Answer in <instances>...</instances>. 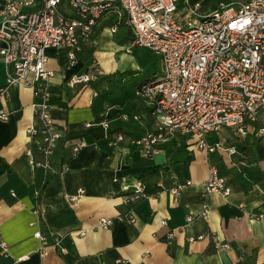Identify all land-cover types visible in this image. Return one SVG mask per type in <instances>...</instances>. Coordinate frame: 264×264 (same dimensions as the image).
<instances>
[{
    "label": "crops",
    "instance_id": "crops-1",
    "mask_svg": "<svg viewBox=\"0 0 264 264\" xmlns=\"http://www.w3.org/2000/svg\"><path fill=\"white\" fill-rule=\"evenodd\" d=\"M5 1L0 0V20ZM198 1L200 14L218 2ZM178 8L184 10L182 1ZM61 9L70 13L66 5ZM112 23L99 20L72 61L65 47L46 49L45 66L53 72L50 113L62 133L48 170L31 163L42 160L36 147L41 135L26 133L30 124H41L31 87L10 85L0 100V111L7 112L0 118V236L8 253L0 247V264H264L260 121L252 122L245 136L231 127L208 133L209 142L221 143L212 151L194 145L192 137L168 139L150 152L127 139L109 146L115 134L134 137L153 128L151 104L136 89L161 75L160 56L143 46L128 48L129 27L119 23L111 31ZM91 64L99 70L94 77L69 83ZM5 80L0 57V86ZM263 116L264 106L258 114ZM81 140L85 144L73 154L72 144ZM156 165H162L157 172L142 174ZM210 165L227 178L229 194L203 192ZM177 183L185 185L174 196L170 189ZM78 188L82 193L71 203L68 196ZM128 212L134 221L118 219ZM101 216L113 223L101 227ZM36 228L44 235L43 258ZM221 242L228 246L218 248Z\"/></svg>",
    "mask_w": 264,
    "mask_h": 264
},
{
    "label": "built area",
    "instance_id": "built-area-1",
    "mask_svg": "<svg viewBox=\"0 0 264 264\" xmlns=\"http://www.w3.org/2000/svg\"><path fill=\"white\" fill-rule=\"evenodd\" d=\"M179 1L184 4L183 11L178 8ZM35 2L6 0L0 20V57L6 68L0 100L5 99L10 85L31 87L33 110L41 120L38 127L30 124L26 128L29 136L41 135L36 147L42 160H31L34 165L48 170L50 155L62 137L50 113L48 79L53 72L45 66L46 49L65 47L72 61L80 43L91 36L103 18L112 20L111 31L119 23L129 27L132 37L128 48L146 47L161 60V75L136 89L151 104L153 128L134 137L115 134L109 138V146H119L127 139L150 152L168 139L192 137L194 145L212 151L221 143L209 142L206 135L223 127L245 136L252 122L259 120L257 134L264 133V116L258 117L264 106V0H220L205 14L198 11V0H40L31 8ZM62 5L70 13H65ZM98 71L91 64L87 70L74 73L69 83L86 82ZM6 117L7 112L0 111V118ZM84 144L83 140L73 143V154ZM189 183L186 181V185ZM184 185L174 184L170 192L177 196ZM202 188L204 193L218 191L222 195L232 189L213 165L209 166ZM136 189L140 191L141 186L137 184ZM81 193L78 188L68 200L74 203ZM38 194L36 189L34 196ZM117 217L129 222L135 219L132 212ZM191 218L187 216L186 220ZM112 223L110 217L98 219L103 228ZM33 236L40 241L37 253L43 258L44 235L36 228ZM217 245L226 247L228 243ZM0 247L8 254L1 236Z\"/></svg>",
    "mask_w": 264,
    "mask_h": 264
},
{
    "label": "trees",
    "instance_id": "trees-1",
    "mask_svg": "<svg viewBox=\"0 0 264 264\" xmlns=\"http://www.w3.org/2000/svg\"><path fill=\"white\" fill-rule=\"evenodd\" d=\"M162 165H156V166H152V167H149V168H145V170L142 172V174H145V173H150V172H157L160 168H161Z\"/></svg>",
    "mask_w": 264,
    "mask_h": 264
},
{
    "label": "rangeland",
    "instance_id": "rangeland-1",
    "mask_svg": "<svg viewBox=\"0 0 264 264\" xmlns=\"http://www.w3.org/2000/svg\"><path fill=\"white\" fill-rule=\"evenodd\" d=\"M204 2H205V4L204 5H208V3H211V2H217V1H219V0H203ZM214 7H216V5H214Z\"/></svg>",
    "mask_w": 264,
    "mask_h": 264
}]
</instances>
